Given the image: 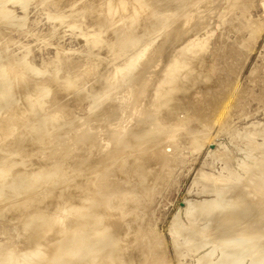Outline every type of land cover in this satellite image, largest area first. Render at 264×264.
Wrapping results in <instances>:
<instances>
[{"label":"bare ground","instance_id":"1","mask_svg":"<svg viewBox=\"0 0 264 264\" xmlns=\"http://www.w3.org/2000/svg\"><path fill=\"white\" fill-rule=\"evenodd\" d=\"M1 1L3 2L2 4H3V7H5L4 8L5 10L3 8H2L3 10L0 9V13H1L0 16L2 15L1 17L4 18V19H0V20L6 19L8 22H10L9 20H12L13 18H14L13 19L14 21H17V18L15 20V17H17L16 16L17 14L16 15L13 14V12H11L12 11L11 9L8 11V9H7L8 4L11 3V6H12L14 3H17L19 6L22 5L25 7L29 4H31L30 2H32L33 0H10L8 4H7L8 1H6L5 3L3 0H1ZM11 1H13V2H11ZM35 1L38 3L39 0H35ZM35 1H34V3H35L34 6L35 7L39 6L42 8H43V6H45L44 5L45 3L43 1L48 2L49 4H50V2L53 3L54 7H53L52 11L54 13H56L54 11L55 5H56L55 3L60 2V0H43V1L40 0L43 3L42 4L39 1L41 4V6H40L39 3L37 5V3ZM73 1H75V0H73ZM73 1H71V2H73ZM148 1H150V0H83V1L81 0V2L79 0L80 3H78V1H76L77 5H78L77 7L75 5L76 3L75 4L73 3L75 6L73 4L71 5V7L68 6L69 10H70V8H74V11H76L75 9L77 8V11L75 13H73V14L71 13L72 16L70 14L71 11L69 12V14H70V16H69L66 14L64 15V13L61 12L63 10L60 11V9H59V11L62 14L60 12L56 13V14L51 12L53 14V15H51V13L49 12L51 9H49V8H48L49 10L47 9L48 15H47V13L45 14V15H47L45 17L47 18L48 22H49V20L51 21L52 19H56L53 21L59 22L60 25L63 24V26H65L66 25L65 23L70 24V25L65 26L64 28H69L72 25L73 28L77 27L79 29L78 31L85 29L84 33H82L83 31L80 32L81 34L87 33L89 31V29H91V31L94 29L92 31L93 34L90 36L89 35L87 36L88 39H91L90 41L89 40L87 41L86 34L83 37V36H80L81 34L79 32L78 33L75 32V33H77L78 37H82V38L86 39V40L84 39L85 40V41H83L84 43L86 41L89 43L88 48L86 47V50H88V52L86 51L87 52L86 54L89 56H88V59H86V58L82 59L83 55L81 58L79 56H77V57H79V59L77 58L78 60H76V58H75V60L77 61V63H76L77 65L75 67H74V65L71 66V67H73V69H71L70 65H67V64H74V63L71 62V63L65 64L67 67H70L69 69H71L73 71L65 70L66 72H63L64 71L63 68L66 66L64 65V67L63 66L61 67V65H63V63H65V62H62L61 61L62 58L61 59L59 58L60 54L58 51H57L58 52L57 53L58 58L56 56V60L59 59L60 61L58 60L57 63L55 61H54L55 63L50 61V63L52 62L53 65L56 64V66H55V69L53 71H52L53 68L51 69V71L53 72V75H52V77H50L51 80L49 79L48 81H54V82L57 81L56 84H58V81H60L62 83V84L61 83L58 84V86L60 85V89L63 87L67 88V90L69 91V95L73 94V93H71L72 91H70V90H75L76 92H74V93L77 94L75 96H78L79 99H83V97H84V99H86L85 96L87 98L90 96L91 93L89 94V92L87 93V95L85 94L87 92L86 88L88 87L86 85V88H85V85H83V83H86V82H84V81H86L85 76H87L88 74H91V73L96 75V73H98V72L94 68H97L99 66L101 67V63L103 62L102 60L99 61V60L93 59V56L91 55L90 51H92L95 48L97 49L98 47H102L104 44L109 45L107 43V41L109 40L108 37H106L107 39H103L99 35L102 36L104 34V37H105V34L111 35L112 30H113L112 32H114L113 34H117L115 32H120V29H121L120 27L123 28L122 29L123 32H121V34L124 33V28L126 30L125 32L133 33V30L135 31V29L139 27V23H138V27H136L135 29H134V27L132 28V25L134 24V26H135V23L137 21H140L137 19H140L141 17L144 18V17L148 16V18H150L152 20L157 19V22L159 20V22H161V23L164 20L165 24L162 23V25L164 24V26H163L164 28H162V29H164V31L162 30L163 31L162 33L159 32L160 30L159 31L156 30L158 25L160 24L159 22H158L159 23L158 24L157 22L154 21L155 23H157L156 24L157 27H155L156 29L154 28L155 23L152 20H151V22H153V24H152L153 27H152L151 23H150V25H151L150 27H148V24L146 25L151 30H153L152 28H154V30H153V31H155L154 34L159 33V35L162 34V36L160 35L161 37H159V35L158 36L155 35L156 40H154V41H153V39L155 36H153V39L152 38L150 39V40H152L151 42H149L150 40L147 38L149 40L148 44L152 43L151 44L152 46L150 44L149 45L146 44L147 40H145L146 42L144 41V44L148 45V47L143 46L144 49L142 51L140 50L141 52L138 50V52H140V53H138V55L136 54V58L130 59L129 55H125V56L122 55L123 57L120 56L121 58L120 57L119 58H120V60L122 59L121 61L124 63L123 64L116 57L118 62L122 63V64H119L116 66L114 65V68H112L111 70H110V67L113 66V64H114V62H116V60L114 58H113L114 62H112V61L110 62L108 60L109 63H113L111 65V64L107 63L108 61H106V60L108 58L106 59V55L104 57L106 60L104 58H102V59H104V61H106L105 64L107 63L106 65L108 67L110 66L109 70L111 72L109 73V71H108L107 72L108 74H106V72H105L107 77L105 76L106 78H104V79H103L104 76L102 77L103 83H104V89H102V88L101 89H102V91H105V93L107 94L106 97L108 95H112V97L110 96V98H109L110 101L107 100V101H109L108 103L104 102L106 104L102 105V103H100V100H101V98L103 99V97L105 96V93L102 91H101V93L99 91H98L99 93L94 92L95 97H93L94 95L90 96L88 98V99H90V100H88V102H90V104H87L88 107H89V105H91L92 110L90 109V107H89V110L93 111V112H89V110L87 111L89 113H92V114H90L91 117L97 118V117L102 116L104 118L103 130L100 132H98L100 129L95 130L96 132L93 131V129H96V126H94V124L98 120L96 122L92 120V122H95L94 124H92V122L89 120L92 124L91 126L89 125V123H88L89 121H88L87 122L88 124L86 126H83L82 124H80V125H75L73 128L65 130V128H64L65 125L63 126V123H61V121H60L62 119L61 116H63V114L61 115V113L58 111L59 110L61 111L64 107L65 108L67 107L66 108L67 112L69 111L70 108L68 109V106H67L68 103L67 102L69 101L70 96L69 97L67 96L68 97V101L66 102L67 105L64 106L63 102H65L64 100L66 98L63 100L62 98L65 96L61 95V99L63 101H61L60 103L64 107L62 108V105L60 104L62 109L58 108V111H57L58 114H56L55 112L57 110V107H60L58 104L60 99H57L56 95H58V94H56L54 92L56 86L54 85V87H52L51 83H53V82H50V84L47 83V81H45V79L43 80L44 77L42 79L40 78L39 80H42L47 84L42 83V81L41 82L39 81V83H37L38 81L36 80L37 77L39 78V77L43 76L45 73L47 74V72H48L47 68H50L53 66V65L50 66V64H49L50 67H48V65L47 66L44 65V63L45 64L49 63V61L48 62H44V61L42 62L44 67H42L43 66L42 65L41 67L39 66L40 68L39 67L35 68L36 65L32 66L33 63L31 64L30 63L31 61L28 58L30 54L28 55V53H27L24 56V57H26L25 59H24V57H21L23 59L21 61L19 58V61H17V60H16V62L11 61V64L9 62V64L7 65L8 67L6 66L5 63H3V66L2 65L0 66V85H1V88H3L2 87V84H3L4 89H5L4 92H3V89H0V90H2V92H3V96H2L3 101L4 100L6 101L5 103H1L2 98H1V94H0V98H1L0 99V213H3V212H6L8 214L10 213L11 218L18 219L17 220L19 223V224L17 223L18 229H19V225H21V227H22L20 231L18 230V232H21L23 230L22 233H20V235L22 234V236H21L22 240L19 239L20 235H19V237H17L18 240L21 241V242L19 241L21 243V245H16L13 247L9 246L10 248H0V264H144L146 262H149L148 264H150V263L151 264H168L169 261L165 256V252L163 253L162 251H159L160 250L159 247L161 245H163V243L160 246L156 247V245L151 242L153 237L148 235L150 233H148V231H147L148 229L145 228L146 224L149 225V223L145 224L144 223L145 221H143V224H145V226L143 227V225L142 226L141 225H135V224L133 225V222H132L133 220L129 221L128 218L132 217V219H133L136 215L139 214V212L137 210V206L135 209L133 206L132 210H129V211H127L125 209V206L128 203L127 199L129 200L132 197L131 191L128 188H127L128 190L126 191V189L124 188V190L126 192L125 191H123V192L126 193V195H127L126 198H122V200H120V201L117 200V202L114 200L113 196L115 194L119 195V193H120V192L115 193L116 189L118 187H119V191L121 189V187H120L121 185L119 186V184H118V183H120V181H117V179H119V178L116 179V177H117V175H120L122 173H125V175L126 174L132 175L133 173L136 174V176L139 179L138 184H140L142 186V188L145 190V192L147 190H149V187L151 186V184L157 183V185L159 186V184H161L165 181V179L167 177L166 173L169 170V168L171 167L170 165L173 162V154H174V153L173 154L170 153L172 151H170L168 153L165 150V146L172 144V146L174 145L173 150H176L177 148H179V147H177L178 140L181 142L182 139L184 141L183 144L184 143L188 144L184 140V135H183V137L179 136V139H177L178 137L175 138V134L173 132L175 130L172 129L175 126V124L172 123V120H176L175 123L177 126L182 125V123L185 122L186 126L187 125H193L194 126V124L198 123L203 128H205V129H203L204 132H202V133H201V129H200V131L198 130L199 132L196 131L199 134H197L195 132L196 135H192L194 137L191 138L193 141V145H194V143L195 144H198V143L201 144V139L203 140L205 134L208 132L206 129L210 128L209 127V125H210L209 121L207 120L208 119L207 114H209V113L211 114L212 112H213V114H217V112L220 111V108L222 109L223 102H224L223 101L224 99L222 98V96H225L226 94L224 92V94L221 96L218 94L219 92L217 93L215 90L213 91L212 88L205 89L204 92L206 90H208L207 93L211 94L210 99L204 104H202L200 102V100H198L197 98H196L197 101H199L198 103H197V101H195L196 103L195 102L192 103L193 102V100H192V102L190 104L191 107H188L189 109L190 108L191 109L188 111L187 115H185L184 118L183 117L180 118V116H178V111L182 108V104L180 101V99L182 97H180V95H181V93L189 92L198 83H205V82L212 81L213 77L216 78L215 73H218L216 71H219L218 70L219 68H220V70L221 69L224 70L226 68L228 69L229 72L227 70H225L224 75H226V72L233 74L234 70H235V72H237L236 66L234 69V64L231 62L232 61L231 57H232V54H235L234 53L235 49L234 48L230 49V48L234 44L233 43L234 41L232 42L233 44L231 43V47H228L227 43L230 44L231 41L229 39V36L226 34L228 32H230V30L232 28L235 29L236 27H238L240 25L239 22H242L241 21L242 19L246 18L247 23H249V21H248L249 17H246L247 15H245V18L244 17L242 18L240 15L243 16L242 11H244V9L247 11V8L249 7V5H251V1L249 0L250 3H248V1H247L248 6L245 5V7H247V8H244V6H243V4H246L245 0H225L223 2V3H225L226 1H228L230 3V5H228V4H225V5H228L231 8H233V7L237 8L238 5H239V7L242 5L241 6V7H243L242 11L240 9L241 7L240 8L238 7L241 11L240 13H242V14L239 13V15H237L240 17L239 22L237 21V20H239V18L236 19L237 16L235 15L236 11H238V9L237 10L235 9V12H233V13H235L234 14L235 19H236V21H235V20H233L234 17L228 18L229 13H231L232 16H234L232 13V11H234V10H232L231 8L230 9L232 11L230 10L229 13H226V11H228V9H229L228 7H227V10H224V9H222L220 11L216 10L217 11L216 14L215 13H214L215 15L213 14L216 17H211L212 19L209 17L211 20L205 19V16H204V19L203 18H196L193 15L194 13L193 14L192 13L191 14L185 13L186 15H184L180 19V21L170 20V19H168V16H167L169 14L170 10L167 12L168 14L165 13L168 10L167 9L165 11V9H166L165 3L168 4L169 7L173 8L174 5H173V7L171 5L174 3L175 0H171V1L169 0L171 3L167 2L166 0H160V1L157 0L158 3L161 1L165 2V3L162 2L164 7L161 6L162 5L161 3H159V6L157 5V7H159V9L156 8V11L161 10L162 8H160V7L165 8L164 11H159V12L155 11L156 4H158V3L153 4L152 6L150 4V6H149ZM151 1L153 3L157 2V1H153V0H151ZM182 1H184V0H182ZM182 1L179 0V3L181 4V6H182V3H181ZM207 1L209 2L210 0H207ZM63 2L65 3L66 1H63ZM71 2H70V4H71ZM187 2L192 3L193 1L188 0ZM218 2L220 4V0ZM190 3H187V5L189 4V6H191ZM201 3H204V2H201ZM206 3L207 2H205L204 4H206ZM216 3H217V1H215V2L213 1V5ZM4 4H5V6H4ZM32 4H33V2H32ZM57 4L61 6V4H59V3H57ZM195 4H197V3H195ZM0 5H1V3H0ZM16 5H14V6H16ZM65 5H67V3H65L64 6ZM175 5L177 8L178 7L180 8V6H177L178 3ZM221 5H222V2H221ZM22 6H20V7H22ZM153 6H154V8H153ZM214 6L216 7V5H214ZM214 6L211 8L213 9ZM24 7H23V9H24ZM27 7L25 8L27 11L26 10L24 11L26 13L29 11L28 8H30V7H28V8ZM47 7H48V5L46 3L45 8H47ZM191 7L186 8L184 6L183 9L186 8V10L187 9L189 10ZM197 7H198V5H197ZM205 7H208V6L206 5ZM63 8L65 9L66 7H63ZM148 8L152 9L153 11L152 10L149 11ZM211 8H207L208 11ZM223 8H225V7H223ZM6 9L9 13L6 11ZM202 9H204V7ZM207 9H204L202 11L204 12ZM55 10L57 11V8ZM65 10H64V12H65ZM69 10H66V11H69ZM74 11H72V12H74ZM180 11H181V9H180ZM196 11L198 13L199 10H196ZM161 12H163L164 15L167 14V15H165V18L167 17L166 18L167 20L164 18L161 20V18H160ZM170 12H172V11H170ZM211 12H212V10H211ZM26 13H25V17L27 15ZM132 13H135L134 17L140 16L139 18L134 19V20H136V22H134V20L132 22H129L130 20L133 19V18L131 19V16H129V14H132ZM163 13H162V15H163ZM174 13H175V11H174ZM177 13H179V12L176 11L175 15ZM49 14L51 16H49ZM13 15L15 17H13ZM172 15H174V14L172 13ZM195 15H196V13H195ZM208 15L210 16V14H208ZM213 15L211 14V16H213ZM21 16H23V15H21ZM48 16L51 17V19L49 18V20H48ZM18 17H20V16L18 15ZM21 18H19V19H21ZM99 18H103V20L101 19L102 21H100L96 25L95 24H93L91 26L89 25L90 21H92L91 23H95V21H97ZM146 18H145V20H146ZM23 19L20 20V21H22V24L18 20V25H19V23L21 24V26L23 25V23H24L23 21H25L26 18L24 20ZM27 19H28V16H27ZM6 20H5V24H6ZM245 20H243V22H245ZM14 21H12V23ZM166 21H167V23H166ZM8 22H7V24H10V25L12 24L11 22L10 23H8ZM234 22L235 23L238 22L239 25L235 24ZM1 23L3 25V21H1ZM50 23L52 25L53 22H50ZM247 23L245 22V24L248 26ZM5 24H4V26H5ZM13 24H14L13 27L19 29L18 28L19 26L17 25V23H16L17 26H15V23H13ZM24 25L26 26V23ZM53 25H55V24L53 23ZM60 25H58V26L60 27ZM220 25H222V30L220 29L221 27H219L215 34H217V36H218L217 32H219L218 30L220 29V31L225 33V35H223V33H221V32H219V33H221L223 36H225V38L223 37L224 40H220V39H223L222 37L220 38L221 35L219 37H217V36H215V37H217L218 39L220 38L219 40L222 41L221 43H223V41H226V42L229 41V42H227V43L224 42V44L222 45L219 41V44H221V46H218V44L216 45L218 47L224 48L223 46L226 44L225 49L228 47L227 48L228 50L224 49V52H223V54L225 53L224 56H223L221 49H220V52H221L223 57L220 54L221 58H217V60L220 61V59H221V61L218 63V61L216 60V55H217L216 52L219 50V48L218 47L216 48L217 51H214V50L212 51V49L215 48L214 44H216L218 42V41L215 42L214 40H218V39L217 38L213 39L212 34H214L213 33L215 30L214 28H216ZM234 25H237V26H234ZM58 26H56V27H58ZM231 26H233V27H231ZM241 26L244 27L243 25H240V29H241ZM147 27H146L147 31H142V33L146 32L145 35L149 32L148 31L149 29H147ZM172 27H173V29H172ZM229 27H231V28H229ZM6 28H3L4 31L6 30ZM25 28L28 29L27 26ZM58 28H56L57 29V31H56V29L54 27L53 29H55V30L53 32L56 31V33H54V34L55 35L59 34L61 36V33H59L60 30L58 31ZM64 28H63V30H64ZM114 28H117V29L120 28V29H118V31H116V29H114ZM140 28H143V27H140ZM50 29L51 28L49 27L48 32L50 31ZM53 29H51V30H53ZM158 29H161L160 25H159ZM226 29H228V31ZM236 29H239V27ZM61 30H62V28H61ZM67 30H72V29L69 28ZM73 30H72V32L74 33V31H76V30H74V31ZM127 30L130 32H128ZM225 30L227 33L225 32ZM22 31H24V30L22 29ZM188 31L189 32L197 31L198 35L200 34L202 38L205 37L204 39L201 38L202 39L201 40L199 37H197L198 35L195 34V37L200 39L199 41L196 40L194 36L191 37V38H194L193 41L195 40V41H198V43L200 42L197 46L196 42L194 41L196 44L195 47H198V49H196L197 53L195 55L194 54L192 55V53H190L191 52L190 49L192 50V48H193L195 50V47L192 46V45H194V42L191 41L192 39L190 38L191 40H189V43L187 42L188 40L184 41L187 34L190 35L188 33ZM211 31H213V32H211ZM66 32L67 31H65V33H63V34L66 35ZM151 32L148 34L154 35ZM156 32H158V33H156ZM49 33H52V32H49ZM67 33H70V31H68ZM142 33H140V34H142ZM54 34H46V35L47 36L49 35L48 37H53ZM88 34H91L90 31ZM59 35H58V37H59ZM110 35H108V36L110 37ZM122 35H123V39H124L127 34L125 36H124V34H122ZM122 35H120L118 33V36H119L118 41H119L120 36H122ZM128 35H130V34H128ZM138 35H139V33H138ZM138 35H136V36L138 37ZM227 36H228V38H227ZM48 37L44 36V38H47V39H48ZM89 37H91V38H89ZM130 37L131 36L126 37V38L128 39ZM137 37L134 39L135 41H138L139 40L138 38L140 36L138 38ZM40 38H43V37L38 36L37 40H40ZM132 38H134V37H131V41H132ZM211 38L213 39L212 41L214 43L213 45L211 43V45L214 46V48L211 46V49H209V51H211V52L209 54H207L208 57H206L205 53H207V51H208L209 43L212 42ZM115 39L117 40V35L115 36ZM41 40L43 41L44 39H41ZM116 40L111 41V39H110L111 45H109V47L111 50H107V51H114L112 44ZM126 40L121 39V41H124V42ZM128 40H130V39H128ZM110 41H108V42L110 43ZM121 41H120V44H121ZM183 41L187 42V45L184 47H183V45H185V43L182 44ZM45 42H47V40ZM134 43H131V44L133 45ZM144 44H141V45H144ZM180 45H181L182 49H181V47H180L181 50L178 49L179 53L175 50L177 55H179V56L176 58V56H174L176 54L173 53L174 54L173 55L174 61L172 59L173 63L169 61L170 58L168 59V64H170V65H167V63H164V59L165 58L167 59L168 56L171 55V51L175 48L177 49V47ZM234 45H233V47H234ZM86 46H87V44H86ZM113 46H115V45H113ZM128 46H126V48ZM191 46H192V48H191ZM106 47H108V46H106ZM106 47H104L105 50L107 49ZM109 47H108V49H109ZM116 47H117V43H116ZM133 47L134 46H132V48ZM118 48L119 47H117V49ZM98 49H100V48H98ZM127 49H126L127 52H128V50H131V49H128V50ZM105 50H102V51L104 52ZM59 51H61L60 53H63L62 55H60L62 57L64 55V52H62V50H59ZM63 51H65V50L63 49ZM74 51L75 50H73L72 52H74ZM69 52L71 53V51H69ZM69 52H67V53H69ZM129 52L131 53V51H129ZM192 52L194 53V51H192ZM67 53H65V55H67ZM116 53H117V50H116ZM130 53H127V54H130ZM108 54L112 55V57L115 56V53L113 55V52H108ZM173 56L171 58H173ZM97 58L98 57H96V59ZM154 62H155V64L157 63L156 65H158L159 69L155 67L156 65L154 66L155 68L152 67L153 68L151 71L152 74H155V73L156 74H155V76L151 75V78H150L149 73H151V72L149 70H151V68L149 69V67L153 66ZM165 62H167V60H165ZM234 63H235V61H234ZM195 64L198 65V66H196L197 71H195L196 69H194ZM106 65H105V67H106ZM164 65H166V66L164 67ZM18 66L21 68H19ZM15 67H18V70L22 69L23 71L21 72V70H20L19 72H21V73H19V74L17 73V71H15L16 72V73L14 72L15 75L17 74V77H18L17 80L13 83H10V81L7 82L6 80L9 79L11 76L13 79L14 74H13V72L11 74V71H12V69L15 70ZM88 67H90L91 69ZM74 68L75 69L77 68L76 69L77 71ZM181 68H183V69L185 68L186 71L184 70V72H181L182 71V70L180 71ZM61 69L63 70L62 71L63 73H61ZM65 69H68V68H65ZM88 69H90L92 71H96V72L91 71V73H88L89 72ZM156 69H158V70L156 71ZM99 70H101V72H102L103 71L102 67L100 69H98V71ZM104 71L102 72V74L98 73L96 76H94L95 81H93V82H95L97 84L100 81H102V79H100V81H98L97 76H100L99 78H101V76L104 75L103 74ZM154 71H156V72L153 73ZM8 73H10V75H9L10 77L8 76ZM86 73H88V74L86 75ZM15 75H14V78L16 77ZM120 75H121V77H120ZM33 76H35L36 78H34ZM92 76L93 75H91V78H92ZM31 77H33L37 81V82L35 81V83H34L35 85L37 83V86L33 85L35 88L32 89V90H34L35 93L31 90V87H33L32 86L33 81L30 80V79H32ZM224 78L221 77V79L219 78V80L221 81ZM27 79H29V81L31 82L30 83L31 84V86H30L31 92L27 96H25V98L26 97L29 98L28 99L29 103H27V105L23 108V110H22V107L20 106L21 112L16 113V109L19 107L18 104H21L20 102H21L22 98H21V94L19 95V94L14 93V89L16 90V88H18V86L20 87L19 84H21V82L28 83L29 81L27 82L26 81ZM14 80H11V81H14ZM96 80H97V82H96ZM5 82H7L8 84L10 83V86ZM95 83H94V85H95ZM100 83H102V82H100ZM100 83H99V85H100ZM103 83H102V85H103ZM222 83L224 84V82H222ZM215 84L217 85L220 83L215 82L214 85ZM61 85H64V86L62 87ZM92 85L89 86V87H91V89L94 86V85L93 86ZM121 86L123 88H121ZM221 86L224 88V86H226V85H221ZM117 87H119L120 89H123V90L121 91ZM206 87H208V86L206 85ZM91 89L89 88V91ZM63 90H65V89L63 88ZM63 90H61V91H63ZM117 90H119V92H117ZM115 91L119 95L120 94H124V95H122V96L120 95V97L116 98L117 96H115V95H117V94L114 95ZM123 91H124V93H123ZM199 91H198V93H200ZM58 92L59 91H57V93ZM0 93H1V91H0ZM17 93H20V92H17ZM62 93H64V95H65V93L68 94V92H65V91ZM94 93H92V94H94ZM103 93H104V95L102 97L101 94H103ZM198 93H194V94L198 95ZM52 95L54 97L51 100L53 101V103L55 105L54 104L50 105V104H52V102L49 99H50V97H52ZM59 96H60V94H59ZM73 96H74V94H73ZM73 96L70 97L71 101H72L71 98H73ZM108 97H107V99H108ZM193 97H194V95H193ZM200 97H201V95H200ZM91 98H93V100ZM75 99L77 100V98H75ZM98 99H100V100H98ZM91 100H92V104H91ZM24 101H26V100H24ZM79 101H81V100H79ZM79 101L77 104H79ZM86 101H87V99H86ZM48 104L50 107L57 106L55 108L56 110L54 108H52L53 109V112H52V109L50 108L51 110L48 109L47 111H51V113L47 112L46 107L48 106ZM185 105H186V103H185ZM5 106H6V110L8 109V111H5V113L7 112L6 114L4 112L1 113V109L5 108ZM23 106H24V104H23ZM76 106L81 107V104L76 105ZM92 106L94 109L92 108ZM20 107H19V109H20ZM80 107H78V108H80ZM78 108H73V109L76 110ZM73 109H71V110H73ZM117 109L120 111L117 112ZM185 110H186V108H185ZM63 111H65V109ZM72 112L73 111L70 112L71 115L75 111L73 113ZM161 112L166 113L165 115L163 114L164 119L165 118L172 119L169 122H171L172 125H174V126H172L170 124L169 125L165 124L166 120L164 121L160 118L159 114H161ZM59 113L61 116L59 115ZM70 113H69V115H70ZM3 114H4V116H3ZM86 114H84V115H86ZM64 115H67V113ZM76 116L71 118V120L74 118L75 119L79 118V115H76ZM59 117L61 118L60 120H59ZM135 117H138V118L140 117L139 118L140 120H141V118H145L146 120L144 123L145 124L144 127L139 126L140 128H142V130L132 132L131 129H133V127L134 128L138 127L136 125L137 122L135 120H133V119H136ZM81 118L82 117L80 116V120H81ZM162 118H163V116H162ZM28 119H30V121ZM75 119H74V121H76ZM87 119H89V118H87ZM26 120H28V123H26L27 122ZM100 120H102V118ZM132 120L135 121V123H132L131 122ZM22 121H26L25 122L26 125L24 124V126H23V123H22L21 127L19 128V125ZM63 121H65V118ZM67 121H70V120H67ZM182 121H184V122H182ZM101 122L99 121V123H101ZM130 122L132 124H135L134 126L132 125L133 126L132 128H131V124H129ZM169 122H167V123H169ZM70 125H71V123H70ZM171 126H172V128H171ZM22 127L24 130L22 129ZM98 127H100V126H98ZM184 127L185 126H183V128ZM175 128L178 129V127H174V129ZM179 129H180V126H179ZM188 129H190V128H188ZM188 129H186V130H188ZM222 129H223V127H222ZM21 130H23V131H21ZM188 131H186V132H188ZM220 131H221V129H220ZM176 132H177V130L175 131V133ZM255 132L256 131H253V133H255ZM258 132H259V130H258ZM263 132L264 131H262L261 135L262 134L264 135ZM178 133H179V131H178ZM195 133H192V134H195ZM250 133H252V132H249V137H250ZM179 134H181V133H179ZM217 134L215 136H217ZM258 134H260V132ZM178 135H176V136H178ZM16 136L18 137L17 142H15V140H17V139H14V138H16ZM25 136H26V138H25ZM254 136L250 137V139L254 138ZM10 137L13 140L12 139L10 140ZM247 138H248V136H247ZM208 139H209V136H208ZM245 139H246V135H245ZM248 141H249V138L247 139V142ZM252 141H251V143H252ZM187 142H189V141H187ZM256 142H258V141H255L253 143H256ZM165 143H166V145H165ZM217 143L219 144V141H217ZM220 143H222V142H220ZM262 143H260V145ZM8 144H10V145H8ZM183 144L179 145V146L180 147H186L187 146V145L185 146V144L183 146ZM203 144H204V142H203ZM203 144H202V146H203ZM221 145H223V144H221ZM246 145H247V143H246ZM262 145L264 146V144H262ZM257 146H259V145H256L255 148L254 147L253 148L264 151L263 148H258ZM193 148H196V147L193 146ZM167 149H169V148H167ZM182 149L183 148H181V152L183 151ZM223 150L226 151V153H228V148L226 150L223 148ZM223 150H222V153H223ZM230 151H232V150H229L228 154L230 155L229 157L231 158L233 156H231L232 153H230ZM252 151H254V150H252ZM255 151H258V150H255ZM181 152H177V153L181 154ZM249 152H250V150H249ZM251 153L252 152H250V154ZM225 154H223L224 155L223 157L227 161V159L225 158ZM228 154H226V157L228 156ZM247 154H249V153H247ZM255 154H257V153H255ZM260 154H261L260 156L256 155L255 161L252 165L250 163L251 166H249V165H248L249 167L247 166L245 177H244V175L238 176L235 174L236 175V176L234 175L235 177H231L228 179L226 177H223L226 179H225V182H223V184L221 183V186H219L217 184L218 187H220L218 189L219 190L218 194H219L220 198H221V196H223L224 193L226 194L227 191H229L231 189H232V191H233V189L235 190L234 191L235 197L232 200H230V202L223 203L222 201H219L220 199L219 200H211L208 202H206V200H203L205 202L202 204L200 203V206L195 204L196 207H198L197 209L195 208V206H194V208H192L193 205L191 204V202H190L191 205H189V203H188V206H185L186 214H187L186 216L190 217L189 219H191L192 217H195L192 220H196V219L197 220H201V219L204 220V218L205 219L210 218L209 222H208L209 225L207 224L208 227H206L204 229H200V228H197V227L192 226V225H191L192 227H188L187 225H185V226L180 225L181 223L180 224L178 223L179 225L176 226L177 227V230L175 229L176 234L180 235L181 232L183 234L182 230H187V233L189 234V240L190 239L194 240L195 236H199L200 237L199 245L203 244L204 241H206V242L209 241L208 243L214 242L216 245L215 244H213V245L215 247H218V249L221 248L224 252L222 254V251L220 250L222 257H223L221 264H240V261L244 260V258H246V259L249 258V257H246L247 255H249L251 257L250 264H264V153L260 152ZM180 156L181 155H179V157ZM247 156L248 155H246V157ZM251 156L253 158V156H255V155L252 154ZM131 157H132V163L129 162V160H130L129 158H131ZM181 157H183V156H181ZM223 157L221 156V158H223ZM176 158H177V155H176ZM175 160L173 163H175V162H177V160H181V159H177L176 161ZM228 161H230V159ZM242 163H244V162H242ZM242 163H241V165H242ZM177 165L175 164V166H177ZM114 166H116V168H114L112 171L111 167L113 168ZM175 166H173L172 168H175ZM242 166L245 167L246 165L243 164ZM110 169H111V171H110ZM241 173L242 172H240V174ZM113 175H114V177H112ZM127 175H126V177H127ZM170 175H172V173H170ZM205 176H202L203 179L205 178ZM207 176H210V175H207ZM129 178L130 177H128V180H126V182H128V183L130 182ZM134 178L135 177H133L132 179H134ZM132 179H131V182H132ZM123 180H124V178H123ZM205 180L207 182V185H205V186L210 191V187L212 185L213 186L215 185L216 179H215V177L212 176V177H209L208 180L205 178ZM218 180H221L220 182H222L223 179H218ZM134 181L132 182L133 185L136 182V181L135 182ZM48 182H54V184H55V182H58V188L54 187L55 190H56V188L58 189L57 193L51 194V187H48V186H56L57 185V184L52 185L51 183H50L51 185L47 186L48 188H46V191H44V188H43V191H41V193H40L39 190L42 189V187L40 185L43 183H46V185H47ZM131 182H130V184H131ZM217 185H215V186H217ZM215 186H214V188H218ZM156 187L157 186H155L154 190H156ZM206 187H204L205 190H207ZM152 188H154V187L152 186ZM211 191H214V189ZM132 193H134L133 196L136 195L135 192H132ZM215 193H217V192L215 191ZM142 194H144V193H142ZM227 195H228V192H227ZM224 196L226 197V195H224ZM137 197H139V196H137ZM225 197H224V199H225ZM135 198H136V196L133 197L132 199L134 200ZM141 198H144V197H141ZM138 200L139 199L136 198V201H138ZM129 202H130V204H132L131 201H129ZM132 202L134 204L135 200ZM142 202L143 201H141V204H142ZM141 204H138V205H141ZM142 209L143 208H141L140 211L143 212ZM194 209H196V210H194ZM178 211H180V209ZM145 213H147V211ZM4 215H5V213H4ZM141 217H142V215H141ZM178 217H179V215H178ZM136 222L134 221V223H136ZM177 222L178 221H176V223ZM179 222H180V220H179ZM191 223H192V221H191ZM150 228H151L150 229V232H151V230L153 228H152V226H150ZM7 231L5 230V232L9 233L8 235H10L11 234L10 231H8V232ZM152 231L153 232H151V234L155 233L154 232L155 230H152ZM175 231L173 230L172 232L175 233ZM17 236H18V234H17ZM153 236H155V234ZM160 240H162V238H160ZM175 240H177V239H175ZM206 242L204 243V245L201 246L202 248L204 246H207V245H205ZM2 245L3 244H1L0 246L3 247ZM175 245L177 246L178 244H175ZM245 246H250V248L248 250H246L245 253L242 255L240 249L244 248ZM5 247H7V246H5ZM156 248H158L159 250ZM233 248H237V249H233ZM215 249L217 250V248H213V250H214L213 251L211 248V250L213 251V253H212V251H211V253L214 255L209 253L210 251H208L207 254H210V257H214L219 252V250H218V252L216 253ZM207 254L204 253L203 257L205 258V256ZM217 256H221V255H217ZM201 257H202V255H201ZM232 258H234V261H231ZM198 259H199V257H198ZM205 259L207 260V258H205ZM217 259H219V257ZM217 259H215L216 262H217ZM226 259H229L232 263L229 261H225ZM206 260L204 262L205 264H206ZM212 260H209L210 264H211ZM215 260L213 261L214 262L213 264H215ZM198 261H200V259ZM201 261H203V259ZM218 262H220V261H218ZM202 263H200V264H202ZM217 264H219V263H217Z\"/></svg>","mask_w":264,"mask_h":264},{"label":"rangeland","instance_id":"2","mask_svg":"<svg viewBox=\"0 0 264 264\" xmlns=\"http://www.w3.org/2000/svg\"><path fill=\"white\" fill-rule=\"evenodd\" d=\"M1 1V0H0ZM4 1V3L6 2V1H8L7 2V4L9 3V1L10 0H3ZM34 1L35 0H33L32 2H33V4H32V2H30L31 4H29V5H27L28 7H30V8H28L27 6H22V5H20V6H22V7H20L17 3H14L12 6H11V3L10 4H8V6H7V9H8V11L11 9L12 11L11 12H13V14H17L16 16L17 17H15L14 15H13V17H15V20H16V18H17V21H14L13 19L12 20H9L11 23H12V21H14L13 23H15V26H17L18 25V20L20 21V20H22L23 18L25 19L26 18V22L25 21H23L24 23H23V25L21 26V24H22V21H20L21 22V24L19 23V29H17V28H15V27H13V23L10 25V24H7V20H6V24H5V20H0V66L2 65L3 66V63H5L6 64V66L9 64V62H10V64H11V61H15L16 62V60L17 61H19V58H20V61L21 60H23L21 57H24L27 53H28V55H29V59H30V63L32 64L33 63V65L32 66H35L36 65V67L35 68H38L39 66L41 67L43 64H42V62L44 61V62H48L49 61V63H44V65H48V67H50V66H52L53 65V63L52 62H58V60H56V56H57V58H58V52H59V54L60 55H62L63 53H60L61 51H59V50H62V52H64V55L61 57L60 55H59V58L61 59V61L62 62H65V63H63V65H61V67L63 66L64 67V65L65 64H67V63H74V64H67V65H70V67L71 66H73L74 65V67L77 65L76 63H77V61L76 60H78L79 59V57L81 58L82 57V55H83V58L82 59H88V56L89 55H87L86 53L88 52V50H86V47L88 48V40L90 41L91 39H88V35L90 36V35H92L93 34V30L91 31V29H89V31H90V33L91 34H88L89 33V31L87 32V33H85L86 34V37H87V41L85 42L86 44H87V46H86V44L83 42V41H85L86 39L85 38H82V37H78V35H77V33L79 32H82V33H84L85 31V29H80L81 31H78L79 29L77 28V27H74L73 28V26L71 25V27H69L70 29H74V30H76V31H74V33L72 32V30H67V29H69V28H64L65 26H67V25H70V24H68V23H65L64 25L65 26H63V24L62 25H60V23L59 22H54L53 20H56V19H52L51 21L49 20V18L51 19V17H49V16H51V15H53L52 13H54L52 10H53V7H54V5H53V3H51L50 2V4L48 3V2H45V1H43L45 4V6H46V3H47V5H48V7L47 8H45V6H43V8L42 7H39V6H37V7H35L34 5H35V3H34ZM40 1V0H39ZM38 1V3H39V5L41 6V4H40V2ZM63 1H66L65 3H67V5H65L64 6V2ZM60 0V2H57V3H59V4H61V6L60 5H58L57 3H55L56 5H55V9L57 8V11L54 9V11L56 12V13H59L61 10H63V11H61L62 13H64V15L66 14V15H69L70 16V14L72 13H75L76 11H77V2L76 1H78V3H80L81 2V0H80V2H79V0H75V1H73V0ZM71 1H73V2H71ZM83 1V0H82ZM151 1V0H150ZM150 1H148V5L150 6V4H151V6L153 5V4H156V3H158V1L157 0H153V1H157V2H150ZM160 1V0H159ZM167 2H169V3H171L169 0H166ZM180 1H182V0H180ZM188 0H184V1H182L181 3H182V6H181V4L179 3V0L177 1V0H175L174 1V3L171 5L172 7H173V5H174V7L173 8H171V7H169L168 6V4H166L164 1H161V2H159V3H161L160 5L161 6H163L164 7V5H163V3H165V5H166V9L165 8H163V7H160V8H162L161 10H159V11H164V9H165V13H167L169 10L170 11H172V12H170L169 11V14L167 15V14H165V15H167L168 16V19H170V20H178V21H180V19L184 16V15H186L187 13H194L193 15H194V17H196V18H203L204 19V16H205V19H209V20H211L212 18L211 17H216V16H214L215 14H216V12L217 11H220V10H222V9H224V10H227V7L229 8L228 9V11H226V13H229L230 12V10L232 9V10H234V11H232V13L233 12H235V9L237 10L238 9V11H236V14L235 13H233V15L235 14L236 16L237 15H239V13L242 11V8L243 7H239V5H238V7L241 9V11H240V9L237 7H233V8H231V7H229L228 5H230V3L228 2V1H226L225 3H223L225 0H220V4H219V0H210L209 2L206 0H192L193 2L192 3H190V2H187ZM190 1V0H189ZM213 1L215 2V1H217V3L216 4H214V5H216V7L213 5ZM246 1V4H243V6H244V8H247V7H245V5H247L248 6V4H247V1H248V3H250L249 2V0H245ZM251 1V5H249V7L247 8V11L244 9V11H242L243 12V16L242 15H240L242 18L244 17L245 18V15H247L246 17H249L248 18V21H249V23H247V19L245 20V19H242L241 21L242 22H239L240 21V17L239 16H237L236 17V19H238L239 18V20H237L238 22H239V24L240 25H243L244 27H242L241 26V29H240V25L238 24V22H234L235 24H237V25H239L238 27H239V29H236V28H238V27H234L235 29H229L230 30V32H226V30L228 31V29H226L225 30V32L227 33L226 35H228L229 36V39H230V44L229 43H227V42H229V41H223V43H221L222 41H220V40H224V38H225V36H223V35H225V33H223L222 31H220V29L222 30V25H220V26H218V27H216V28H214L215 30H214V32L213 31H211V32H213L214 34H212V37H213V39L214 38H217V37H219L220 35V38L222 37H224L223 39H218V40H214L215 42H217L216 44H214L213 43V39L211 38V41L212 42H210L209 43V46H208V51H207V53H205V56L206 57H208L207 56V54H209L211 51H209V49H211V46L214 44L215 45V48H214V46H212L214 49H212V51L214 50V51H217V47L218 46H221V44L223 45L224 44V42L225 43H227V46L228 47H231V43L234 45V47H233V45H232V47L230 48V49H232V48H234L233 50H234V53L235 54H232V63L234 64V69H235V66H236V70H237V72H235V70H234V72H233V74L232 73H228L229 71H228V69L226 68V69H221L220 70V68L218 69L219 71H216V72H218V73H215L216 75H215V77L216 78H214L213 77V80L212 81H210V82H205V83H198L194 88H192L189 92H187V93H181V95H180V97H182L181 99H180V101H181V104H182V108L178 111V116H180V118H184L185 117V115H187V113H188V111L191 109H189L188 107H191V102H192V100H193V102L192 103H194L195 101H197V99L198 100H200V102L202 103V104H204V103H206L209 99H210V97H211V94H208L207 93V91L208 90H206L205 92H204V90L205 89H209V88H212L213 89V91L215 90L219 95H223L224 94V92H225V96H222V98L224 99L223 101V106H222V109L220 108V111L219 112H217V114H213V112L210 114H207L208 115V121H209V127L210 128H208V129H206L208 132L206 133L208 136H209V139H208V136L205 134V136H204V138H203V140L201 139V144L200 143H198V144H195L194 143V145H193V141H192V139L191 138H193L194 136H192V135H196V133L197 132H199L200 131V129H201V133L202 132H204V130L203 129H205V128H203L201 125H199L198 123L197 124H194V126L193 125H185V122L184 121H182V122H184V123H182V125H176V120H172V119H167V118H165L164 119V115L166 114L165 112H161V114H159L160 115V118L162 119V120H166L165 121V124H167V125H172V123H174L175 124V126L174 125H172V126H174V127H178V129H174V127L172 128V126H171V128L173 129V130H177V132L175 133V131H173L174 132V134H175V138H177V139H179V136L181 137H183V135H184V140H185V142L186 143H188V144H185V146L186 147H180L179 145H182L183 144V139L181 140V142L178 140V143H177V147H179V148H177L176 150H173V147H174V145L172 146V144H170V145H166V143H165V150L169 153L170 151H172V152H170V153H174L173 154V162H174V160L176 159H181V160H177V162H175V163H171V169L169 168V170L167 171V173H166V175H167V177H166V179H165V181L163 182V183H161V184H159V186L157 185V183L156 184H151V186L149 187V190H147L146 192H145V190L142 188V186L140 185V184H138V177L136 176V174H132V175H130V174H126L127 175V177H126V175H125V173H122V174H120V175H117V177H116V179L117 178H119V179H117V181H120V183H118L119 184V186L121 187V189H120V191H119V187L116 189V191H115V193H119V195H117V194H115L114 196H113V198H114V200L117 202V200L118 201H120V200H122V198H126V191L129 189L130 191H131V195H132V197L128 200L127 199V204H126V206H125V209L127 210V211H129V210H132V208H133V206H134V209L136 208V206H137V210H138V212H139V214L138 215H136L133 219H132V217L131 218H128L129 219V221H131V220H133L132 222H133V225L135 224V225H143V227L145 226V224L146 223H149V225L148 224H146V226H145V228H147L148 230V233H150L151 234V232H153L152 230H155L154 232L155 233H152L151 235L150 234H148L149 236H151V237H153L152 238V240H151V242L153 243V244H155L156 245V247L157 246H160L162 243H163V245H161L160 247H159V249L158 248H156V249H158L159 251H162L163 253L165 252V256H166V258L168 259V264H200V263H204L205 262V258H207V260H206V264L208 263V264H210L209 263V260H212V262H211V264H213L214 262V260L215 259H217L218 257H219V259H217V262H216V260H215V264H217V263H219V264H221V262H222V260H223V257H222V254L224 253L223 252V250L221 249V248H219L218 249V247H215L213 244H215L214 242L213 243H208L209 241H204L203 242V244H201V245H199V243H200V237L199 236H195V238H194V240H189V234L187 233V230H182L183 231V234H182V232L180 233V235L179 234H176V231H175V229L177 230V225H179L180 223V225H187L188 227H192V226H195V227H197V228H200V229H204V228H206V227H208V225H209V219L210 218H207V219H205L204 218V220L203 219H201V220H192V219H194L195 217H192L191 219H189L190 217H187L186 215V209H185V206H188V203H189V205H193L192 206V208H194V206H195V208L197 209L198 207H196V205H199L200 206V203L202 204V203H204L205 201H203V200H206V202H208V201H211V200H219V201H222L223 203H225V202H230V200H232L234 197H235V195H234V189H233V191H232V189L231 190H229V191H227L228 192V195H227V192H226V194L224 193L223 194V196H221V198L219 197V194H218V192H219V188L220 187H218V185L219 186H221V183L223 184V182H225V179L227 178H231V177H235L236 175H238V176H243L244 175V177L246 176L245 174H246V169H247V166L249 165V166H251L253 163H254V161H255V158H256V155H261L260 154V152H263L264 153V151H261V150H259V149H254L255 148V146L256 145H259V146H257L258 148H263L264 149V146L262 145V144H264V135L262 134L261 135V133H262V131H264L263 129H264V0H250ZM11 2H13V1H11ZM36 2V1H35ZM64 4H63V3ZM70 2H71V4H70ZM150 2V3H149ZM163 2V3H162ZM201 2H207L206 4H204V3H201ZM221 2H222V5H221ZM1 3V5H0V9H4L5 7H3V2L1 1L0 2ZM37 3V2H36ZM38 3H37V5H38ZM42 3V2H41ZM75 4L76 5V11H74V8H70V10H69V7H71V5L72 4ZM159 3L158 4H156V7H155V11H156V8H158L159 9V7H157V5L159 6ZM178 3V5L177 6H180V8L178 9L177 7H176V5L175 4H177ZM187 3H190V5L192 6H189V4L187 5ZM195 3H197V4H195ZM199 3V4H198ZM210 3V4H209ZM6 4V5H7ZM17 4V5H16ZM43 4V3H42ZM63 4V5H62ZM70 4V5H69ZM73 4V5H74ZM187 6H186V5ZM201 4V5H200ZM212 4V5H211ZM225 4H228V5H225ZM14 5H16V6H14ZM31 5V6H30ZM58 5V6H57ZM74 5V6H75ZM170 5V4H169ZM197 5H198V7H197ZM208 6V7H205V6ZM211 5V6H210ZM225 5V6H224ZM4 6H5V4H4ZM57 6V7H56ZM69 6V7H68ZM155 6V5H154ZM154 6H153V8H154ZM168 6V7H167ZM186 7V8H189V7H191L189 10L187 9L186 10V8H184L183 9V7ZM201 6V7H200ZM214 6V8L212 9L211 7H213ZM225 7V8H223V7ZM232 6V5H231ZM14 7V8H13ZM21 9H20V8ZM23 7H24V9H23ZM28 8L29 9V11L26 13V12H24L26 9L25 8ZM60 7V8H59ZM63 7H66L65 9L66 10H69V11H66ZM73 7V6H72ZM196 7V8H195ZM204 7V9H207V8H211V9H209V11H208V9L207 10H205L204 12L202 11V10H204V9H202ZM51 9L49 12L51 13V15L49 14V16H48V20H49V22L47 21V18L45 17V16H47L48 15V10L49 9ZM62 8V9H61ZM171 8V9H170ZM199 8V9H198ZM231 8V9H230ZM2 9V10H3ZM7 9H6V11H7ZM15 9V10H14ZM45 9V10H44ZM48 9V10H47ZM59 9H60V11H59ZM73 9V10H72ZM149 9V11L150 10H152V9H150V8H148ZM175 9V10H174ZM180 9H181V11H180ZM202 9V10H201ZM5 10V9H4ZM14 10V11H13ZM64 10H65V12H64ZM175 11V13H176V11L177 12H179V13H177L176 15H175V13H174V11ZM179 10V11H178ZM196 10H199L198 11V13H197V11ZM211 10H212V12H211ZM215 10V11H214ZM217 10V11H216ZM7 11V12H8ZM16 11V12H15ZM27 11V10H26ZM47 11V12H46ZM71 11V12H70ZM72 11H74V12H72ZM153 11V10H152ZM159 11H156V12H159ZM246 11V12H245ZM249 11V12H248ZM10 12V13H11ZM60 12V13H61ZM69 12H70V14H69ZM9 13V12H8ZM25 13L27 14L26 15V17H25ZM47 13V15H45ZM56 13H54V14H56ZM61 13V14H62ZM68 13V14H67ZM162 13L163 12H161L160 13V15H161V20L164 18V19H166L165 18V15H164V13H163V15H162ZM172 13L174 14V15H172ZM186 13V14H185ZM195 13H196V15H195ZM215 13V14H214ZM1 14V13H0ZM72 14H71V16H72ZM208 14H210V16L208 15ZM211 14L213 15V16H211ZM230 14V15H229ZM228 14V18H232V17H234V19L233 20H235L236 21V19H235V15L234 16H232V14L231 13H229ZM240 14H242V13H240ZM18 15L20 16V17H18ZM21 15H23V16H21ZM133 15V16H132ZM208 15V16H207ZM2 16V15H1ZM0 16V19H4L3 17H1ZM27 16H28V19H27ZM129 16H131V19L132 20H130L129 22H132L134 19H137V18H139V17H134L135 16V13H132V14H129ZM163 16V17H162ZM208 18H207V17ZM231 16V17H230ZM22 17V18H21ZM147 18H148V16H146ZM146 17H141L140 19H137V20H140V21H137L136 22V20H134V22H136L135 23V26H134V24L132 25V28L134 27V29L136 28V27H138V23H139V27L138 28H136L135 29V31L133 30V33H127V32H125L126 30H125V28H124V33H122V34H124V36L127 34H130V35H126V37H129V36H131V37H134V38H132V41H131V37L130 38H128V39H130V40H128L126 37L123 39V35L121 34V32H123V28L122 27H120V28H118V29H120V32H115V33H117V34H113L114 32H112L111 31V35L110 34H105V37H104V34L101 36V35H99L101 38H103V39H107L106 37H108V41H110V39H111V41H113V40H116L115 39V36L117 35V42L116 41H114V43L112 44V47H113V50L114 51H107V50H111L110 49V47H109V45H111V41H110V43L107 41V43L109 44V45H107V44H104L103 46L104 47H106V46H108L109 47V49H108V47H106L107 49L105 50V48L103 49L102 47H98V48H100V49H93L92 51H90L91 52V55L93 56V59H95V60H99V61H103L102 63H101V67H102V70L104 71L105 69V71H104V75H102L101 76V78H99L100 76H97L98 78H97V80L98 81H100V79H102V77H103V79L104 78H106L107 77V75L106 74H108L107 72L109 71V73L111 72L110 70L112 69V68H114V65L116 66V65H119V64H122L123 62L120 60V58L121 57H123V56H125V55H129L130 57V59H133V58H136V54L138 55V53H140L143 49H144V47H148V45L150 44H152V43H149L148 44V41L152 38L153 39V36H155V35H159V33L158 32H156V33H158V34H154V32L155 31H153L154 30V28L155 27H157V23L159 22V20H158V22H157V19L156 20H152V19H150V18H146ZM211 19H210V18ZM19 18H21V19H19ZM145 18H146V20H145ZM195 18V19H196ZM23 19V20H24ZM41 19V20H40ZM103 20V18H99L97 21H95V23H91L92 21H90L89 23V25L91 26V25H93V24H97V23H99L100 21H102ZM130 19V18H129ZM143 19V20H142ZM214 19V18H213ZM39 20V21H38ZM149 20V21H148ZM151 20L154 22H157V23H155L154 25V28H152L153 27V22H151ZM160 20V21H161ZM167 20V19H166ZM243 20H245V22L248 24V26L245 24V22H243ZM1 21H3V25H2V23H1ZM189 21V20H188ZM10 22H8V23H10ZM50 22H53L55 25H53V23H52V25H51V23ZM126 22V21H125ZM133 22V23H134ZM145 22V23H144ZM187 22V21H186ZM16 23H17V25H16ZM26 23V26L28 27V29L27 28H25L26 26L24 25ZM150 23H151V25H152V29L153 30H151V29H149L148 27H150L151 25H150ZM160 23V24H159ZM158 24L161 26V29H158L159 28V25H158V27H157V29L156 30H160L159 32L160 33H162L163 31H164V29H162V28H164L163 26H164V20H163V22L162 23H164L163 25H162V23L161 22H159ZM166 23H167V21H166ZM244 23V24H243ZM4 24H5V26H4ZM28 24V25H27ZM50 24V25H49ZM148 24V27L146 26ZM8 25V26H7ZM10 25V26H9ZM58 25H60V27L58 26ZM237 25H234V26H237ZM21 26V27H20ZM25 26V27H24ZM56 26H58V27H56ZM63 26V27H62ZM7 27V28H6ZM24 27V28H23ZM51 28V29H53L54 27H55V29L56 28H58V31L60 30V32L59 33H61V36L59 35V34H54V33H56V31H57V29H56V31L55 32H53L55 29H53V30H51L50 29V31L49 32H52V33H49L48 32V28ZM140 27H143V28H140ZM145 27V28H144ZM146 27H147V29H149L148 31V33H150L151 31V33L152 34H154V35H149L148 33V35L146 34L145 35V33L143 34L142 33V31H147L146 30ZM219 27H221L218 31L219 32H221V33H223V35L221 34V33H219V32H217L218 33V36H217V34H215L216 33V31H217V29L219 28ZM231 27H233V26H231ZM231 27H229V28H231ZM3 28H6V30L4 31V29ZM61 28H62V30H61ZM63 28H64V30H63ZM141 30H140V29ZM244 28V29H243ZM22 29L24 30V31H22ZM66 29V30H65ZM114 29H116V31H118V29L117 28H114ZM139 29V30H138ZM144 29V30H143ZM172 29H173V27H172ZM243 29V30H242ZM29 30V31H28ZM122 30V31H121ZM163 30V31H162ZM239 30V31H238ZM242 30V31H241ZM27 31V32H26ZM65 31H70V33H67L66 32V35H64L63 33H65ZM128 31V30H127ZM234 31V32H233ZM238 31V32H237ZM4 32V33H3ZM48 32V33H47ZM75 32H77V33H75ZM128 32H130V31H128ZM136 32V33H135ZM118 33L120 34V35H122V36H120V38L122 39V40H126L125 42L124 41H121V39L119 38V41H118ZM138 33H139V35H138ZM140 33H142V34H140ZM188 33L190 34V35H188L187 34V36L185 37V39H184V41H187L188 43H189V40H191V41H193V39L194 38H191V37H195V34L196 35H198V33H197V31H191V32H189L188 31ZM193 33V34H192ZM46 34H54L53 35V37H48ZM81 34V33H80ZM85 34H81L80 36H83L84 37V35ZM58 35H59V37H58ZM107 35V36H106ZM108 35H110V37L108 36ZM133 35V36H132ZM136 35H138V41H135L134 39L136 38L135 36ZM161 36H162V34H160ZM159 35V37H161ZM43 37V38H40V40L41 39H46L47 40V42H45L44 40V42L41 40H37V37ZM44 36L45 37H48V39L47 38H44ZM55 36V37H54ZM64 36V37H63ZM152 36V37H151ZM215 36H217V37H215ZM228 36H227V38H228ZM92 37V36H91ZM91 37H89V38H91ZM197 37H199L200 39L202 38L201 37V35L199 34ZM114 38V39H113ZM149 40H148V39ZM156 38V36L154 37V39H153V41L154 40H156L155 39ZM158 38V37H157ZM189 38V39H188ZM191 38V39H190ZM205 37H203L202 39H204ZM39 39V38H38ZM85 39V40H84ZM159 39V38H158ZM157 39V40H158ZM195 39L196 40H200V39H198V38H196L195 37ZM201 39V40H202ZM81 40V41H80ZM145 40H147V43L146 44H148V45H145L144 44V41ZM228 40V39H227ZM120 41H121V44H120ZM131 41V42H130ZM152 40H150L149 42H151ZM182 42V44L183 43H185V45H183V47L184 46H186L187 45V42ZM195 41V40H194ZM193 41V42H194ZM198 41H195L196 42V44H197V46H198V44L200 43H198ZM219 41H220V43L221 44H219ZM119 42V43H118ZM135 42V43H134ZM143 42V43H142ZM146 42V41H145ZM156 42V41H155ZM154 42V43H155ZM192 42V43H193ZM195 42H194V45H192V46H194L195 47ZM83 43V44H82ZM116 43H117V47H119L118 49H117V47H116ZM123 43V44H122ZM131 43H134L133 45L131 44ZM211 43H212V45H211ZM120 44V45H119ZM131 46H130V45ZM141 44H144V45H141ZM181 44V45H182ZM218 44V46H216ZM229 44V45H228ZM113 45H115V46H113ZM129 45V46H128ZM181 45L180 46H178L177 47V49L175 48V49H173L172 51H171V55H169L168 56V58L166 59H164V63H167V65H170V64H168V59H169V61L170 62H172L173 63V61H174V56H176V58L179 56V55H177V53H176V51L179 53V51H178V49L179 50H181L182 49V47H181ZM226 45V44H225ZM225 45L223 46L224 48H221V47H218L219 48V50L216 52V60H217V58H221L220 57V54H221V52H222V54H223V52H224V49H225ZM126 46H128L127 48L128 49H131L132 48V46H134L131 50H128L127 48H126ZM142 46V47H141ZM144 46V47H143ZM152 46V45H151ZM150 46V47H151ZM192 46H191V48H192ZM226 46V47H227ZM60 47V48H59ZM116 47V48H115ZM180 47H181V49H180ZM227 47V48H228ZM102 48V49H101ZM141 48V49H140ZM225 49V50H228V49ZM59 49V50H58ZM63 49L65 50V51H63ZM125 49V50H124ZM126 49L128 50V52L126 51ZM196 49H198V47H195V50L192 48V50L190 49V53H192V55L194 54H196L197 52V50ZM216 49V50H215ZM220 49H221V52H220ZM223 49V50H222ZM73 50H75L74 52H72ZM77 50V51H76ZM102 50H105L104 52L102 51ZM116 50H117V53H116ZM125 52H124V51ZM138 50L140 51V52H138ZM176 50V51H175ZM232 50V51H233ZM29 51V52H28ZM58 51V52H57ZM69 51H71V53L69 52ZM87 51V52H86ZM129 51H131V53L129 52ZM174 51V52H173ZM192 51H194V53L192 52ZM67 52H69V53H67ZM102 52V53H101ZM108 52H113V55H114V53H115V56L114 57H112V55H110V54H108ZM65 53H67V55H65ZM85 53V54H84ZM106 53V54H105ZM126 53V54H125ZM127 53H130V54H127ZM173 53H175L176 55H174ZM233 53V52H232ZM222 54H221V56H222ZM225 54V53H224ZM224 54H223V56H224ZM81 55V56H80ZM105 55H106V59L104 58L105 57ZM110 55V56H109ZM123 55V56H122ZM174 55V56H173ZM235 55V56H234ZM77 56H79V57H77ZM121 56V57H120ZM173 56V58H171ZM222 56V57H223ZM234 56V57H233ZM96 57H98L97 59H96ZM101 57V58H100ZM116 57H117V59L120 61V62H122V63H119L118 62V60L116 59ZM120 57V58H119ZM26 57H24V59H25ZM75 58H76V60H75ZM78 58V59H77ZM102 58H104L106 61H112V62H114L113 60L115 59L116 60V62H114V64L113 63H109V61L107 62L108 64H113V66H109L110 67V70H109V67L105 64V62L106 61H104V59H102ZM110 58V59H109ZM112 58V59H111ZM114 58V59H113ZM172 59H173V61H172ZM75 62H74V61ZM165 60H167V62H165ZM235 61V63H234V61ZM50 61H52L51 63H50ZM60 61V60H59ZM218 61V63L221 61V59H220V61L219 60H217ZM54 62V63H55ZM116 63V64H115ZM49 64H50V66H49ZM124 64V63H123ZM157 64V63H156ZM155 64V62H154V65L153 66H151V67H149V69L151 68V70H149L150 72L152 71V69L153 68H158V65H156ZM44 65L42 66V67H44ZM103 65V66H102ZM105 65H106V67H105ZM156 65V66H155ZM55 66H56V64H54L52 67H50V68H47V70H48V72H47V74L45 73L43 76H41V77H35V76H33L34 78H36V80L38 81H36L33 77H31L32 79H30L31 81H33L32 82V86L34 85V86H37V83H39V81L41 82L42 80H39L40 78L42 79L43 77V80L45 79V81H47V83H49L50 84V82H53V83H51V85H52V87H54V85L56 86L55 87V90H54V92L56 93V94H58V95H56V97H57V99H60L59 100V102H58V104H59V106L60 107H57V106H54V107H50L49 106V104H48V106L46 107L47 109H46V111L49 109V110H51L52 108H56L57 107V110H56V114H58L57 113V111H58V108H61V101H63L65 98V102H63V105L65 106V105H67L66 104V102L68 101V97L70 96V97H72L73 96V94H74V96H73V98H71L72 99V101L70 100V97H69V101L67 102L68 103V109H69V111L67 112V110H66V108L62 105V112L59 110L58 112H60L61 113V115L63 114V116H61L60 115V113H59V115L62 117V119L59 117V120L61 121V123H63V126H64V128H65V130L66 129H70V128H73L75 125H80V124H82L83 126H86L88 123H89V125L91 126L92 124H94L97 120V122L99 123V121L101 122V123H95L94 124V126H96V129H93V131H95V130H98V129H100L98 132H100V131H102L103 130V126H104V124H103V122H104V118L102 117V116H100V117H97V118H93V117H91V115L90 114H92V113H89V112H93V111H90L89 110V107H90V109H91V105H89V107L87 106V104H90V102H88V100H90V99H88L90 96H92V95H94L93 97H95V93L97 92V93H101V91H102V89H104V83H103V79H102V81H100V82H102L103 83V85H102V83H100V85H99V83H95V82H93V81H95V79H94V76H96L98 73H100V74H102V72H101V70H99L98 71V69H100L101 67L99 66V67H97V68H94V69H96L97 70V72L98 73H96V75L95 74H93V73H91V71L92 70H90L91 68L90 67H88V68H90V69H88L89 70V72L88 73H91V74H88V73H86V75L87 76H85L86 77V81H84V82H86V83H83V85H85V88H86V85L88 86L87 88H86V90H87V92L85 93L86 95H87V93L89 92V94H90V96L87 98L86 96H85V98L87 99V101H86V99H84V97H83V99H79V97L78 96H75V95H77L76 93H74V92H76L75 90H70V91H72L71 93H73V94H71V95H69V91L67 90V88H65V87H63L64 85H61L65 90H63V88H61L60 89V85L58 86V84H60L61 82L60 81H58V84H56L57 83V81H48L49 79L51 80V78L50 77H52V75H53V70L55 69ZM66 66V65H65ZM155 66V67H154ZM166 65H164V67H165ZM196 66H198L197 64H195V66H194V69H196L195 71H197V67ZM8 67V66H7ZM19 67V66H18ZM18 67H15V70L14 69H12V71H11V74H12V72H13V74L15 75V71H17V73L19 74V73H21L23 70L22 69H19L18 70ZM39 67V68H40ZM70 67H64L63 68V70L61 69V73H63V72H66L65 70H71V69H73V67H71V69H69ZM105 67V68H104ZM153 67V68H152ZM160 67V66H159ZM238 67V68H237ZM19 68H21V67H19ZM53 68V69H52ZM65 68H68V69H65ZM17 69V70H16ZM51 69H52V71H51ZM75 69V68H74ZM77 69V68H76ZM75 69V70H76ZM93 69V68H92ZM159 69V68H158ZM158 69H156V71L158 70ZM217 69V68H216ZM21 70V72H19ZM155 70V69H154ZM182 70V71H181ZM184 70H185V68L183 69V68H181L180 69V71L181 72H184ZM225 70H227L228 72H226V75H224L225 74ZM63 71V72H62ZM71 71H73V70H71ZM77 71V70H76ZM156 71H154L153 73H155ZM186 71V70H185ZM10 72V71H9ZM15 72V73H14ZM92 72H96V71H92ZM105 72H106V74H105ZM60 73V74H61ZM156 74V73H155ZM155 74H152V72L151 73H149V77L151 78V75L153 76H155ZM10 75V73H8V76ZM14 75H13V79H12V76L9 78V79H7L6 81L8 82V81H10V83H13V82H15L16 80H17V74L15 75L16 77V79L14 78ZM62 75V74H61ZM91 75H93L92 76V78H91ZM148 75V74H147ZM106 76V77H105ZM220 76V77H219ZM226 76V77H225ZM120 77H121V75H120ZM119 77V78H120ZM221 77H225L223 80H219V78L221 79ZM96 78V77H95ZM15 79V80H14ZM29 79H27L26 81L28 82L29 81ZM47 79V80H46ZM85 79V78H84ZM94 79V80H93ZM121 79V78H120ZM219 81H218V80ZM11 80H14V81H11ZM97 80H96V82H97ZM106 80V79H105ZM215 80V81H214ZM217 80V81H216ZM35 81L37 82L36 83V85L34 84L35 83ZM121 81V80H120ZM7 82H5V83H7ZM93 82V83H92ZM105 82V81H104ZM215 82H219L220 84H215L214 85V83ZM222 82H224V84L222 83ZM10 83L8 84L9 86H10ZM31 82L29 81L28 83H24V82H21V84H19L20 85V87L18 86V88H16V90L14 89V93L15 94H21V98H22V100H21V104H18V106L20 107H22V110H23V108L27 105V103H29V98H25V96H27L30 92H31V90L32 89H34L35 87L33 86V87H31V90H30V86H31V84H30ZM42 83H44V84H47V83H45L44 81H42ZM41 83V84H42ZM94 83H95V85H94ZM62 84V83H61ZM92 85L93 87H92V89H91V87H89L90 85ZM210 84V85H209ZM39 85V84H38ZM102 85V86H101ZM121 85V84H120ZM206 85L208 86V87H206ZM221 85H226V86H224V88L221 86ZM29 86V87H28ZM96 86V87H95ZM211 86V87H210ZM2 87L3 88H1V85H0V89H3V92H4V86H3V84H2ZM59 87V88H58ZM99 87V88H98ZM200 89H199V88ZM205 87V88H204ZM230 87V88H229ZM89 88L91 89L90 91H89ZM97 88V89H96ZM102 88V89H101ZM117 88H119V87H117ZM121 88H123L122 86H121ZM223 88V89H222ZM54 89V88H53ZM60 89V90H59ZM203 89V90H202ZM28 90V91H27ZM61 90H63V91H61ZM85 90V91H86ZM93 90V91H92ZM95 90V91H94ZM119 90H123V89H120L119 88ZM119 90H117V92H119ZM201 93H198V91ZM1 91V98H2V96H3V92H2V90H0ZM20 92V93H17V92ZM33 92H34V90H32ZM57 91H59L58 93H57ZM68 92V94H66L65 93V95H64V93H62V92ZM99 91V92H98ZM203 93H202V92ZM24 92V93H23ZM32 92V93H33ZM95 92V93H94ZM102 92H104L105 93V91H102ZM35 93V92H34ZM33 93V94H34ZM54 93V94H55ZM62 93V94H61ZM92 93H94V94H92ZM104 93L103 94H101V96L103 97V95H104ZM122 93V92H121ZM123 93H124V91H123ZM194 93H198V95L197 94H194ZM216 93V94H217ZM221 93V94H220ZM59 94H60V96H59ZM113 94V93H112ZM115 94H117V95H115ZM61 95H63V96H65V97H63L62 99H61ZM106 93H105V96L103 97V99L101 98V100L100 99H98V100H100V103H102V105L103 104H106V103H108L109 101H110V96L112 97V95H108L107 97H108V99H107V97H106ZM114 95L115 96H117L116 98H118V97H120V95L122 96V95H124V94H118V93H116V91H115V93H114ZM119 95V96H118ZM193 95H194V97H193ZM196 95V96H195ZM200 95H201V97H200ZM15 96V95H14ZM68 96V97H67ZM100 96V97H101ZM198 96V97H197ZM53 95H52V97H50V99L49 100H51V99H53ZM0 98V99H1ZM25 98V99H24ZM75 98H77V100L75 99ZM186 98V99H185ZM194 98V99H193ZM197 98V99H196ZM92 100H93V98H91ZM7 100V99H6ZM24 100H26V101H24ZM79 100H81V101H79ZM85 100V101H84ZM92 100H91V104H92ZM107 100H109V101H107ZM28 101V102H27ZM71 101V102H70ZM78 101H79V104H77L78 103ZM6 101L4 100L3 101V98L1 99V103H5ZM51 102H52V104H50V105H53L54 103H53V101L51 100ZM70 102V103H69ZM104 102H106V103H104ZM199 101H197V103H198ZM24 104V106H23V104ZM65 103V104H64ZM185 103H186V105H185ZM196 103V102H195ZM61 104V105H60ZM81 104V107L80 106H78V107H80V108H78L76 105H80ZM55 105V104H54ZM57 105V104H56ZM71 105V106H70ZM190 105V106H189ZM70 106V107H69ZM19 107L16 109V113H20L21 112V107H20V109H19ZM51 108V109H50ZM73 108H78V109H73ZM88 108V109H87ZM92 108H93V106H92ZM185 108H186V110H185ZM65 109V111H63ZM71 109H73V110H71ZM94 109V108H93ZM188 109V110H187ZM89 110V112H87ZM92 110V109H91ZM5 111H8V109L6 110V106H5V108H2L1 109V113H5ZM71 111H75L72 115H71ZM118 111H120V110H118L117 109V112ZM186 111V112H185ZM47 112H49V113H51V111H47ZM52 112H53V109H52ZM64 112V113H63ZM7 113V112H6ZM5 113V114H6ZM67 113V115H64V114H66ZM69 113H70V115H69ZM87 113V114H86ZM84 114H86V115H84ZM164 114V115H163ZM213 114V115H212ZM76 115H79V118L77 119H75L76 121H74V119H72L71 120V118H73L74 116H76ZM88 115V116H87ZM3 116H4V114H3ZM80 116L83 118H81V120H80ZM87 116V117H86ZM162 116H163V118H162ZM77 117V116H76ZM86 117V118H85ZM141 117V116H140ZM139 117V118H140ZM64 118H65V121H63L64 120ZM87 118H89V119H87ZM102 118V120H100ZM137 120L139 119L138 117H135ZM86 119V120H85ZM136 119H133V120H135L137 123H136V125L139 127H144V123H145V118H141V120L139 119L138 121L136 120ZM29 121H30V119H28ZM28 120H26V121H22L21 123H20V125H19V128L21 127V124L23 123V126H24V124L26 125V123H28ZM67 120H70V121H67ZM85 120V121H84ZM92 122V120L93 121H95V122H92V124H91V122ZM131 121L132 123H135V121ZM172 120V123L171 122H169V121H171ZM84 121V122H83ZM89 121V122H88ZM26 122V123H25ZM88 122V123H87ZM129 123V124H131V128L135 125V124H132V123ZM142 122V123H141ZM167 122H169V123H167ZM69 123V124H68ZM70 123H71V125H70ZM128 124V125H129ZM139 124V125H138ZM133 125V126H132ZM93 126V127H94ZM98 126H100V127H98ZM179 126H180V129H179ZM183 126H185L184 128H183ZM137 127V128H138ZM139 127V128H140ZM222 127H223V129H222ZM18 128V129H19ZM95 128V127H94ZM134 128L133 127V129H131V131L133 132V131H139V130H142V128ZM188 128H190V129H188ZM22 129H23V127H22ZM185 129V130H184ZM186 129H188V130H186ZM220 129H221V131H220ZM24 130V129H23ZM23 130H21V131H23ZM199 130V131H198ZM258 130H259V132H260V134H258L259 132H258ZM178 131H179V133H181V134H179L178 133ZM186 131H188V132H186ZM197 131V132H196ZM210 131V132H209ZM219 131V132H218ZM253 131H256L255 133H253ZM96 132V131H95ZM196 132V133H195ZM249 132H252V133H250V137H253L254 135L256 136H254V138H251L250 139V137H249ZM192 133H195V134H192ZM209 133V134H208ZM218 133V134H217ZM257 133V134H256ZM264 133V132H263ZM179 134V135H178ZM197 134H199V133H197ZM217 134V136H215ZM248 134V135H247ZM176 135H178V136H176ZM188 135V136H187ZM191 137H190V136ZM245 135H246V139H245ZM247 136H248V138H249V141L247 142ZM212 137V138H211ZM216 137V138H215ZM8 138V137H7ZM25 138H26V136H25ZM215 140H214V139ZM9 139V138H8ZM12 138L10 137V140H11ZM14 139H17V140H15V142H17L18 141V137L16 136V138H14ZM188 139V140H187ZM190 139V140H189ZM256 139V140H255ZM13 140V139H12ZM189 141V142H187V141ZM207 140V141H206ZM253 140V141H252ZM263 140V141H262ZM192 141V142H191ZM216 141V142H215ZM217 141H219V144L217 143ZM251 141H252V143L253 142H255V141H258V142H256V143H251ZM181 144H180V143ZM203 142H204V144H203ZM209 142V143H208ZM213 142V143H212ZM220 142H222V143H220ZM263 142V143H262ZM190 143V144H189ZM207 143V144H206ZM246 143H247V145H246ZM250 143V144H249ZM260 143H262L261 145H260ZM13 144V143H12ZM184 144H183V146H184ZM202 144H203V146H202ZM221 144H223V145H221ZM249 144V145H248ZM8 145H10V144H8ZM192 145V146H191ZM198 145V146H197ZM202 147H201V146ZM189 146V147H188ZM193 146L194 147H196V148H193ZM200 146V147H199ZM248 146V147H247ZM252 146V147H251ZM254 147V148H253ZM167 148H169V149H167ZM181 148H183L182 150V152H181ZM223 148L226 150L227 148H228V153H229V150H232V151H230V153H232L231 154V156H233V157H229L230 155L228 154V153H226V151H224L223 150ZM251 148V149H250ZM193 149V150H192ZM218 149V150H217ZM178 150V151H177ZM222 150H223V153H222ZM248 150V151H247ZM249 150H250V152H252L251 154H250V152H249ZM252 150H258V151H252ZM181 152V154L179 153H177V152ZM217 151V152H216ZM260 151V152H259ZM222 154H221V153ZM228 154V158L226 157V154ZM259 152V153H258ZM183 153V154H182ZM247 153H249V154H247ZM255 153H257V154H255ZM223 154H225V158L227 159V161L224 159V155ZM255 155V156H253V158H252V156L251 155ZM175 155V156H174ZM176 155H177V158H176ZM179 155H181V156H183V157H179ZM246 155H248L247 157H246ZM221 156L223 157V158H221ZM175 157V158H174ZM250 157V158H249ZM130 160H129V162L130 163H132V157L131 158H129ZM230 159V161H228ZM175 160V161H176ZM247 161V162H246ZM242 162H244V163H242ZM241 163H242V165L244 164V165H246L245 167L244 166H242L241 165ZM250 163H251V165H250ZM175 164L177 165V166H175ZM173 166H175V168H172ZM241 166V167H240ZM248 166V167H249ZM243 167V168H242ZM114 168H116V166H114L113 168L111 167V169H112V171H113V169ZM245 168V169H244ZM111 169H110V171H111ZM244 169V170H243ZM171 170V171H170ZM174 170V171H173ZM234 174H233V173ZM240 172H242L241 174H240ZM170 173H172V175H170ZM205 173V174H204ZM201 174V175H200ZM203 174V175H202ZM236 174V175H235ZM206 175V176H205ZM207 175H210V176H207ZM230 175V176H229ZM235 175V176H234ZM135 177L134 179H132L133 177ZM202 176H205V178L208 180V178L209 177H215V179H216V182H215V185H217V186H215V187H218V188H214V186L212 187L213 189H214V191H211V190H213L211 187H210V191H209V189H207V187L205 186V185H207V182H206V180H205V178L203 179V177ZM112 177H114V175L112 176ZM128 177H130L129 178V180H130V182H131V179H132V182L134 181L135 182V184L133 185V183L131 182V184H130V182L128 183V182H126V180H128ZM218 177V178H217ZM220 177V178H219ZM222 177V178H221ZM223 177H226V178H223ZM123 178H124V180H123ZM168 178V179H167ZM202 178V179H201ZM114 179V178H113ZM115 179V180H116ZM123 181H122V180ZM218 179H223L222 180V182H220L221 180H218ZM220 183H219V182ZM122 182V183H121ZM204 182V183H203ZM218 182V183H217ZM55 185V184H57L56 186H48V185ZM167 183V184H166ZM55 184H54V182H48L47 183V185H46V183H43V184H41L40 186L42 187V189H40L39 191H40V193H41V191H43V188H44V191H46V188H48V187H51V194H55V193H57L58 192V182H55ZM136 185V186H135ZM162 185V186H161ZM46 186V187H45ZM48 186V187H47ZM152 186L154 187V188H152ZM155 186H157L156 187V190H154L155 189ZM54 187H57L56 188V190L54 189ZM204 187H206V189L207 190H205L204 189ZM124 188L126 189V191L124 190ZM128 188V189H127ZM152 188V189H151ZM158 188V189H157ZM217 189V190H216ZM55 190V191H54ZM123 191H125V192H123ZM149 191V192H148ZM215 191L217 192V193H215ZM123 192V193H122ZM132 192H135V196H136V198H138L139 200L138 201H136V198L134 199L135 200V205L133 204V202L132 201H134L132 198L133 197H135V196H133L134 195V193H132ZM149 194H148V193ZM39 193V192H38ZM138 193V194H137ZM142 193H144V194H142ZM151 193V194H150ZM125 194V195H124ZM146 194V195H145ZM130 195V196H131ZM149 195V196H148ZM218 195V196H217ZM224 195H226V197L224 196ZM137 196H139L140 198L141 197H144V198H139V197H137ZM147 196V197H146ZM118 199H117V198ZM219 197V198H218ZM224 197H225V199H224ZM217 198V199H216ZM229 198V199H228ZM225 200V201H224ZM129 201H131V203L132 204H130V202ZM141 201H143L142 202V204H141ZM198 201V202H197ZM202 201V202H201ZM190 202H191V204H190ZM195 202V203H194ZM141 204V205H138V204ZM194 203V204H193ZM199 203V204H198ZM196 204V205H195ZM132 206V207H131ZM140 207V208H139ZM183 207V208H182ZM139 208V209H138ZM141 208H143L142 210H143V212L145 211H147V213H143L142 211H140L141 210ZM180 209V211H178ZM196 209H194V210H196ZM141 212V213H140ZM180 212V213H179ZM183 212V213H182ZM185 212V213H184ZM195 212V211H194ZM4 213H5V215H4ZM178 213V214H177ZM145 214V215H144ZM141 215H142V217H141ZM178 215H179V217H178ZM0 245L1 244H3L2 246L3 247H1L0 246V248H10V247H13V246H16V245H21V241L20 240H22V234L20 235V233H22V231L21 232H18V230L20 231L21 230V225H19V229H18V225H17V223H18V219H15V218H11L10 216V213L8 214V213H6V212H3V213H0ZM138 217V218H137ZM178 218V219H177ZM12 219V220H11ZM137 219V220H136ZM139 219V220H138ZM179 220H180V222H179ZM14 221V222H13ZM17 221V222H16ZM134 221L136 222V223H134ZM143 221H145L144 223L145 224H143ZM147 221V222H146ZM176 221H178L177 223H176ZM191 221H192V223H191ZM140 223V224H139ZM179 223V224H178ZM186 223V224H185ZM197 223V224H196ZM19 224V223H18ZM151 224V225H150ZM189 224V225H188ZM208 224V225H207ZM192 225V226H191ZM197 225V226H196ZM150 226H152V230H151V232H150ZM186 226V227H187ZM199 226V227H198ZM5 230L7 231H10V235H8L9 233H6L5 232ZM174 230L175 231V233L174 232H172V231ZM7 231V232H8ZM185 231V232H184ZM178 233V232H177ZM17 234H18V236H17ZM155 234V236H153ZM19 235H20V237H19ZM158 235V236H157ZM17 237H19V239L20 240H18V238ZM159 237V238H158ZM160 238H162V240H160ZM154 239V240H153ZM175 239H177V240H175ZM157 240V241H156ZM20 241V242H19ZM156 241V242H155ZM160 241V242H159ZM159 242V243H158ZM175 242V243H174ZM206 242V244L205 245H207V246H204L203 248L201 247L202 245H204V243ZM208 243V244H207ZM175 244H178L177 246L175 245ZM210 244V245H209ZM212 244V245H211ZM216 245V244H215ZM5 246H7V247H5ZM10 246V247H9ZM200 246V247H199ZM177 247V248H176ZM199 248V249H198ZM211 248H212V250H213V248H217V250L215 249V251H216V253L218 252V250H219V252H218V254H216L214 257H210V254H207V252L208 251H210L209 253H211ZM250 248V246H245L244 248H242V249H240V251H241V254L243 255L244 253H245V251L246 250H248ZM163 249V250H162ZM197 249V250H196ZM233 249H237V248H233ZM222 251V254H221V251ZM214 251V250H213ZM213 251H212V253H213ZM204 253H206L207 255L205 256V258L203 257L204 256ZM211 253V254H212ZM201 255H202V257H201ZM212 255H214V254H212ZM217 255H221V256H217ZM224 256V255H223ZM198 257H199V259H200V261H198L199 259H198ZM222 257V258H221ZM246 257H249V258H244V260H242V261H240V264L242 263V264H250V260H251V257L249 256V255H247ZM203 259V261H201ZM209 259V260H208ZM221 259V260H220ZM246 259V260H245ZM218 261H220V262H218ZM225 261H229V262H231V261H234V258H232L231 259V261L229 260V259H226ZM247 261V262H246ZM249 262V263H248ZM147 264L149 263V262H146ZM146 263H144V264H146ZM202 263V264H203ZM232 263V262H231ZM151 264V263H150ZM205 264V263H204Z\"/></svg>","mask_w":264,"mask_h":264}]
</instances>
